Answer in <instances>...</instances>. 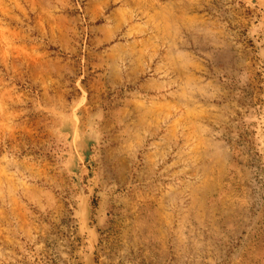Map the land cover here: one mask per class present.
<instances>
[{"label":"rangeland","instance_id":"rangeland-1","mask_svg":"<svg viewBox=\"0 0 264 264\" xmlns=\"http://www.w3.org/2000/svg\"><path fill=\"white\" fill-rule=\"evenodd\" d=\"M0 264H264V0H0Z\"/></svg>","mask_w":264,"mask_h":264}]
</instances>
